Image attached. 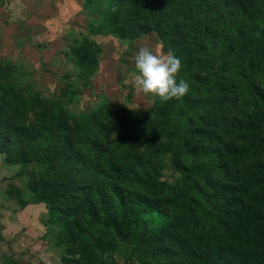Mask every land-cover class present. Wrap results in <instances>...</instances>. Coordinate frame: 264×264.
Here are the masks:
<instances>
[{
    "label": "rangeland",
    "instance_id": "1",
    "mask_svg": "<svg viewBox=\"0 0 264 264\" xmlns=\"http://www.w3.org/2000/svg\"><path fill=\"white\" fill-rule=\"evenodd\" d=\"M114 3L118 26L110 31ZM166 3L91 0L79 23H0V264H264L261 234L230 240L224 203L211 189L208 202L183 207L174 161L189 158L160 147L170 125L153 121L138 136L131 132L143 123L140 115L161 103L134 85L141 47L158 55L175 50L184 71L187 45L211 44L197 71L207 76L216 69L208 81L214 87L230 77L226 63L238 48L223 46L235 39L225 30L247 23L238 4L253 16L264 11V0H198L173 29ZM183 37L186 46L177 49ZM69 40L82 46L79 61L62 52ZM229 103L209 104L206 115H228ZM83 114L101 129L92 133L88 123L84 130ZM228 136L233 143L239 138ZM195 140L202 144L201 136ZM261 145L264 157V135ZM243 153L255 157V149ZM225 165L226 174L214 170L208 180L225 185L232 176L233 187L241 188L235 177L243 163L230 158ZM225 252L232 255L223 261Z\"/></svg>",
    "mask_w": 264,
    "mask_h": 264
},
{
    "label": "trees",
    "instance_id": "2",
    "mask_svg": "<svg viewBox=\"0 0 264 264\" xmlns=\"http://www.w3.org/2000/svg\"><path fill=\"white\" fill-rule=\"evenodd\" d=\"M90 1L83 0L84 7H87ZM166 1V13L171 19V29H173L178 26V19L185 18L189 13L185 7L191 4L190 10L194 9L198 0ZM238 5L244 11V19L247 23H239L238 26H235L237 23H233L232 28L228 27L225 30L228 33L232 31L235 39H232L227 46H223L226 49L238 46L237 53L233 54L226 63V67L230 68L227 71L230 77L227 79L226 76L220 77L218 83L224 84L220 85L216 81L217 84L210 87L208 81L214 76L216 69L208 71L207 76L201 75V72L197 70L207 64L212 45L201 47L198 42H192L185 48L187 38H181L174 46L177 49L185 48L187 53L184 58L187 67L178 75L189 81V91L179 99L161 100V103L149 109L147 114L140 115L143 123L139 122L131 132L134 136H138L143 129L149 130L153 121L170 125L167 131L169 141L161 143L160 147H163V151L167 147L172 151L175 148L180 149L189 158L186 163L174 161V168L180 178V189L177 196L184 199L183 207L188 208V202L189 204L208 202L210 198L207 191L211 189V195L217 201L224 203L223 213L229 220L227 229L230 240L239 241L250 235L255 237L261 234L257 237L261 242L264 241V224L259 223L264 214V157L261 154L258 155V152L263 150V145H259L264 135V11H255L251 16L241 4ZM116 6L114 3L110 11L111 29L105 27L110 31L118 26L115 21L118 16ZM153 22L155 23L156 20L153 19ZM155 27L157 28V25ZM162 38L165 39V37ZM81 47L80 42L73 40L64 54L67 57L74 56V59L79 61L78 52ZM81 75L82 81L86 82L88 73ZM158 101L160 100L157 99ZM226 101H230L229 104H231V112H228V115L220 118L215 114L213 119L206 115L207 108L211 104ZM248 106L251 110H247ZM55 117L56 115L52 119L51 127L56 125ZM81 122L84 130H86V124L92 123L90 127L92 133L102 127L97 121L91 120L90 114H83ZM216 129L219 133H215ZM235 133H238L239 137L236 142L224 140V136L228 134V137L234 140ZM194 136H201L202 144L198 145L193 142ZM219 139L221 144H219ZM247 149L248 151L255 149V157L245 155L243 152ZM217 153L222 155V161L217 162L219 157ZM230 158L238 159L244 165L242 172L235 177L236 182L239 181L243 185L239 189L233 187L232 176L225 185L220 182L212 184L207 178L209 172H216L214 170L225 173V164ZM82 160V157L77 156L76 164ZM240 176L242 179L239 180ZM139 178L141 175L136 180ZM254 186H257L256 189ZM251 188L253 189L249 197L244 199L243 196ZM257 220H259L258 223ZM259 247L260 244L257 246L258 250ZM261 252H264V249ZM231 255L225 252L220 257L225 261L226 257ZM211 264L225 263L214 260ZM241 264L251 263L244 261Z\"/></svg>",
    "mask_w": 264,
    "mask_h": 264
},
{
    "label": "clouds",
    "instance_id": "3",
    "mask_svg": "<svg viewBox=\"0 0 264 264\" xmlns=\"http://www.w3.org/2000/svg\"><path fill=\"white\" fill-rule=\"evenodd\" d=\"M183 61L173 49L158 55L148 46L141 47L135 56L136 71L133 76L135 87L146 95L162 101L181 98L190 89L187 79L179 76Z\"/></svg>",
    "mask_w": 264,
    "mask_h": 264
},
{
    "label": "crops",
    "instance_id": "4",
    "mask_svg": "<svg viewBox=\"0 0 264 264\" xmlns=\"http://www.w3.org/2000/svg\"><path fill=\"white\" fill-rule=\"evenodd\" d=\"M83 7V0H0V23H79Z\"/></svg>",
    "mask_w": 264,
    "mask_h": 264
}]
</instances>
